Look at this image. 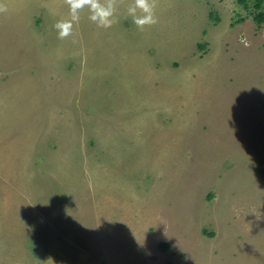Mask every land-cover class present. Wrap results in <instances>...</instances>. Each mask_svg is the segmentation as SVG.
I'll use <instances>...</instances> for the list:
<instances>
[{"label": "rangeland", "instance_id": "rangeland-1", "mask_svg": "<svg viewBox=\"0 0 264 264\" xmlns=\"http://www.w3.org/2000/svg\"><path fill=\"white\" fill-rule=\"evenodd\" d=\"M102 2L0 0V264H264V22Z\"/></svg>", "mask_w": 264, "mask_h": 264}, {"label": "clouds", "instance_id": "clouds-1", "mask_svg": "<svg viewBox=\"0 0 264 264\" xmlns=\"http://www.w3.org/2000/svg\"><path fill=\"white\" fill-rule=\"evenodd\" d=\"M71 20H60L54 25L59 39H70L74 36L75 25L80 21V13L85 9L90 10V19L98 27L109 28L115 22V8L111 2L103 3L102 0H66ZM153 0H134L127 9V16L137 28L143 29L146 25H155L158 22L155 14Z\"/></svg>", "mask_w": 264, "mask_h": 264}, {"label": "trees", "instance_id": "trees-1", "mask_svg": "<svg viewBox=\"0 0 264 264\" xmlns=\"http://www.w3.org/2000/svg\"><path fill=\"white\" fill-rule=\"evenodd\" d=\"M240 4L247 9L256 23L257 26L261 25L264 22V0H237ZM251 3V5H249ZM243 19H239L242 21ZM169 245L167 243H160L159 248L163 251H166Z\"/></svg>", "mask_w": 264, "mask_h": 264}]
</instances>
